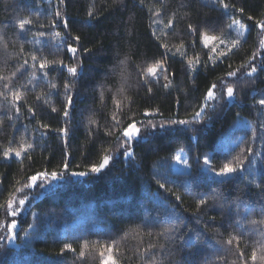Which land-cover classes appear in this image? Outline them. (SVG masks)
I'll list each match as a JSON object with an SVG mask.
<instances>
[{
    "label": "trees",
    "instance_id": "1",
    "mask_svg": "<svg viewBox=\"0 0 264 264\" xmlns=\"http://www.w3.org/2000/svg\"><path fill=\"white\" fill-rule=\"evenodd\" d=\"M225 2L235 9L243 8V13L230 11L225 15L218 4L204 0H65L63 4L60 0H0V91H4L5 83L14 82L10 91L20 90L23 100L18 103L25 104L17 120L15 109L0 96V156L9 146L13 132L16 137L22 133L32 134L34 129L44 133L43 136L39 134L34 150L25 156L0 161V205L6 204L9 196L27 183L28 176L39 171H62L66 154L70 161L69 172L87 171L91 164H98L105 149L112 155L117 149V138L133 114L137 121L161 123L186 119L190 122L187 126L174 125L175 130H157L145 140L134 139L130 144L133 148L131 157H125L121 151L101 173L64 177L34 198L17 228V235L28 230V238L24 242L16 238L17 247L4 242L5 246H0V264H98V259L87 256L81 262L78 254L82 245H89L84 249L89 253L92 252L90 245L93 248L112 240L120 249L121 264H147L152 259L169 264L190 252L189 258L203 264V258L209 252L194 247H173L168 244L169 237L162 235L165 228L178 223L169 212L172 206L186 224V227L181 225V235L194 238L199 232L216 245L227 240L230 234L243 233L240 250L246 249V255L251 254L264 232V225L247 223L264 219V213L260 211L264 206V106L257 103L264 99V71L258 67L256 73L248 76L245 67L235 77L227 78L226 73L240 69L249 57L257 65L264 59V49L251 53L258 31L257 21L264 22V0ZM57 11L67 19L69 27L65 29L61 20L58 27L41 29L39 25L47 26ZM89 12L94 15L89 17ZM22 18L32 19L34 24L21 30L19 19ZM169 19L173 20L171 27H167ZM234 19L248 27L247 39L217 63L207 62L209 50L202 51L199 35L188 34L187 25L206 24L208 29H215L209 30V35L221 37ZM159 21L161 29L155 28L157 32L154 25L156 27ZM37 31H44L45 35L36 36ZM57 32L61 36H55ZM75 35L81 37L79 42L70 39ZM64 36L69 39L58 48L57 44ZM181 40L188 44L195 42L194 48H187L188 57L200 53L207 66L201 64L198 71L189 70L184 57L179 53L173 56ZM68 43L78 48L76 60L67 52ZM164 44L172 50L167 57L161 47ZM21 47L25 50L23 54ZM85 48L92 51L85 52ZM33 52L38 56L35 62L31 59ZM126 56L130 75L126 95L135 102L131 103L129 111V102L123 101V122L114 128L111 121L115 112L113 95L120 80L118 72L112 70ZM161 58L167 60L171 86L166 89L163 86L166 81L161 76L152 85L153 93L149 94L137 84V65ZM40 59L63 60L69 66L82 62L81 97L72 110V131L67 146L55 129L66 125L62 118L63 85L66 78L71 82V77L59 64H50L49 68L41 70ZM25 60L27 65L21 68ZM221 81L228 84L221 85ZM50 83L58 84V93L48 95ZM213 83L217 84V92L221 86L226 88L231 84L235 88V98L229 100L225 94L223 100L208 101L204 115L194 120L193 114L200 110L204 94ZM101 84L104 85L103 100ZM29 105L34 107L35 116L28 114ZM53 107L59 111L53 112ZM145 108L158 111L145 117ZM92 110L93 119L99 125L98 135L89 134V127L96 128L95 124L88 125ZM238 117L249 120L251 126L248 129L235 127ZM42 124H48L49 128L43 129ZM140 127L141 135H144L143 126ZM109 129L111 134L106 135ZM249 147L260 155L248 153ZM178 150H183L187 156L188 172L173 171ZM204 156L210 157L217 170L224 163H235L239 159L244 160V165L234 174L235 178L220 183L219 178L204 170ZM160 184L165 187L160 188ZM213 190L221 199H211ZM201 193L209 196V204L213 207L200 213L198 219L195 211L197 201L203 198ZM176 195L181 199L177 200ZM6 217L0 207V222ZM32 222L35 224L30 227ZM31 230L35 233L30 237ZM65 243H71L76 249L75 256L70 252H59ZM235 244L233 241L232 246L224 247L234 249ZM165 249L174 255H168ZM215 254L224 256L227 264H241L231 252Z\"/></svg>",
    "mask_w": 264,
    "mask_h": 264
},
{
    "label": "snow or ice",
    "instance_id": "2",
    "mask_svg": "<svg viewBox=\"0 0 264 264\" xmlns=\"http://www.w3.org/2000/svg\"><path fill=\"white\" fill-rule=\"evenodd\" d=\"M61 4L65 2V0H60ZM216 3L224 10V14L228 15L230 11L232 12H238V13H243L244 9L243 8H238L235 9L230 4L226 3L225 0H215ZM94 15L93 12H89V17H92ZM249 20L252 19L251 16L248 17ZM61 20H63V27L67 29L69 27L68 21L66 18L62 17V14L60 11H57L54 15V17L49 21L48 25L40 24L39 27L41 29L48 27V28H55L60 25ZM155 23V22H154ZM34 21L32 19L28 18H22L19 19V28L21 30L25 29L26 25H33ZM173 26V20L169 19L167 22V27ZM228 29H236V39H231L228 42H225V40H221L220 37L216 35H209L208 31L212 30L214 31L215 29H208V26L201 25V24H194V23H189L187 25V32L190 35H199L200 37V43L202 44V51L203 49H208V57H207V62H211L212 64L217 63L219 60L227 57L230 55V53L238 48L241 44V38L245 37V25L241 22L239 19H234L227 25ZM257 28L260 29L261 33H264V22L257 21ZM203 29V30H202ZM36 36H44L45 32L44 31H37L35 33ZM155 35V32L153 33ZM55 36H61V33L57 32L55 33ZM69 39V37L64 36L62 37L61 41L57 44L58 48H62L64 45V42ZM71 40L79 42L81 40V37L79 35L71 36ZM219 40V46H214L215 42ZM259 45L261 49H264V35H261L259 38ZM195 46V42H192L191 44L186 43L185 41L181 40L179 45L177 46L175 52L173 53V56H175L177 53H179L182 57L186 59V67L189 70H195L198 71V66L201 64H204L207 66V62H205L200 53H194L192 57H188L187 54V48L188 47H193ZM223 46L224 48L227 49V51H220L219 47ZM165 49L164 56L167 57V54L172 51L168 45L164 44L161 45ZM184 49V51H181ZM24 48L21 47L20 52L21 54L24 53ZM85 52H91V49L85 48ZM67 52L71 54V57L73 60H76L78 57V48L74 46L72 43L67 44ZM255 55V54H254ZM31 59L32 61H37L38 56L35 52L31 54ZM253 58L249 57V60L246 61L244 64L240 66V69H237L236 71H229L226 73V78L227 77H235L237 75L238 71H241L245 67L248 68V72L246 75L251 76L253 73H256L258 70V67L260 68L261 71H264V59H262L259 62V65L253 64L252 63ZM128 57L126 56L124 59H121L118 61V64L113 68V72H118L119 74V80H120V86L115 90V93L113 95V104L115 108V112L111 115V121H112V127H119L124 118V103L123 101H128L129 102V111H131L130 105L131 103H134L135 101L126 95V92L129 88V79L130 75L127 72V65H128ZM167 60L165 58L161 59H154L152 63H148L147 60L143 61L141 64L137 65V84L140 88H145L147 93L151 94L153 93V83L158 82V80L163 77V79L166 81V83L163 85L166 89L170 88V81H169V73L167 72V67H166ZM51 65H57L59 64L61 68H66L68 74L71 77V82L68 81L66 78L65 83L63 85L64 88V93H63V111H62V118L65 119L66 125L59 127L58 129H55L57 132L58 136L61 137L64 140L65 145L67 146L68 143V138L70 136V133L72 131V124H71V119H72V110L73 107L77 101L78 98L81 97V93L79 91V81L82 76V62H76L71 64L70 66L65 64L63 60H53L51 62L47 61L46 59H40L39 62V67L41 70L49 68ZM25 65H27V60L24 61V64L21 65V68H23ZM47 75V73H45ZM13 76H16V73H13ZM32 76L35 77V73H32ZM5 79H10V78H5ZM12 84L14 82L10 83H5L3 85L4 91H0V96L4 97V100L7 102L8 106L10 108L15 109V118L19 120V116L21 114V109L25 107L24 103H18L23 100V93L20 90H12L10 91V88L12 87ZM221 85H223V81H221ZM101 88V93L100 97L101 100H103L104 97V85H100ZM49 93L48 95H52L53 93H58L59 91V86L57 83H50L49 85ZM217 89V84L213 83L206 91L203 97V103L200 105V110L196 111L193 114V119L194 120H199L203 115L206 107L208 106L207 102L208 101H213V100H223L226 94V97L229 100H232L235 98V88L229 84L226 88L221 86L219 92L216 91ZM10 91V99H9V93ZM117 97H122L123 100L118 99ZM40 97H37V101H39ZM259 105L264 106V99H260L257 101ZM53 112H58L59 110L55 107L52 108ZM158 110L154 111H149L148 108L144 109V115L145 117L152 116L154 115ZM27 112L30 116H35L36 111L34 110V107L29 105L27 106ZM94 115V110L89 115L88 118V125H96L95 129H92L89 127V134H99V125L97 121L93 119ZM135 114H133V118H131V121L127 123L126 127H123L121 135L117 138V149L113 152L112 155L107 154L108 149H105V154L101 156V160L98 164L93 163L91 164L87 171H72L69 172V164L70 161L67 158V154L65 155V162L63 163V170L60 172L57 171H39L36 172L34 175L28 176L27 183L23 185V188H17L16 192L11 194V198H9L6 201V204L0 205L4 209V212L7 216L9 217H16L19 213H21L22 208L25 206L26 200L29 199L27 195H25L23 198L17 200L16 193L22 192L24 189L31 190L35 186L40 187L41 189L45 188L47 182L49 180H57L61 179L64 177H84L88 175V173H101L103 169L106 168V166L109 165L110 161H112L116 156L120 154V152H123V155L125 157H131L133 155V148L130 146V144L134 141H140V140H145L147 139V136L149 135H155L156 131L159 130L161 132L171 129L175 130L173 128L174 125H184L187 126L189 125V121L186 119H179V120H168L165 122L157 123L154 120H141L137 121L134 118ZM119 117V118H118ZM139 125L143 126L144 129V135H141V127H138ZM43 129H48L49 125L48 124H42L40 125ZM264 127V125H262ZM19 129L17 128V131ZM26 131V129H25ZM34 133L38 131V129L33 130ZM111 134V129L106 133V135ZM41 136L44 135V133L40 134ZM9 145H12L14 143L17 144L16 147H7L6 149L3 150L2 152V157L4 159H8L10 156H15V157H22V155L28 153L30 150H34V144H35V139L31 143H26L24 139H22L20 142L17 143L16 141V136L15 132L12 133L11 137L8 140ZM248 153L253 154V155H260V153H255L254 150L249 147L246 150ZM176 161L178 163H182L187 165L188 160L187 159H182L180 155H177L175 157ZM204 170L208 172L210 175H213L214 177L219 178L220 183H223L225 180L229 179L230 177L235 178L234 174L238 173V171L243 167L244 165V160L239 159L235 163H224L222 167H220L218 170L212 166L211 164V159L209 156H204ZM249 163H252L251 160H249ZM190 175V174H189ZM247 179V177H245ZM255 183V181H253ZM160 188H164V184L159 185ZM264 191V189H262ZM200 195L203 196V198L199 199L197 201V207L195 214L197 215V218L199 219L200 213L206 212L210 208L213 207L212 204H209V196L207 194L201 193ZM176 199L180 200L181 197L179 195H176ZM211 199L213 201H216L218 199H221V196L218 192L213 190L212 192V197ZM239 199V197H237ZM260 211L264 213V206L261 207ZM169 212L171 214V217L178 221V223L172 224L170 227H167L163 230L162 235L169 237L168 244L172 245L173 247L179 246L181 249L185 247H194L198 249V251H207L210 254L205 256L203 258V264H227L226 259L224 256H219L216 255L215 253L219 251H226V252H231L233 255L236 256L237 261L241 262V264H264V232H261L260 236L258 237L259 243H257L256 247H253L251 254L246 255V249L245 250H240L239 244L241 241V237L243 233L240 235H232L230 234L229 238L227 240H222L217 242L216 245H213L209 242L207 236H203L201 233L196 232L194 238L191 236H184L181 235L183 232V225L186 227V224L184 220L180 219L179 214L176 211L175 206H172L169 208ZM165 223H168V221H165ZM237 224L240 223L239 220L236 221ZM248 224L251 225H264V219L260 220H250L247 221ZM17 220L12 219L10 223L6 225L7 228V236L6 238L4 236H0V246L3 245L5 239L7 240L8 243H11L15 240V234L14 230L17 228ZM151 234V233H149ZM180 242L179 244L177 242ZM233 241L236 242L235 248L233 249L232 247H227L225 248L224 246H232ZM89 245L87 243L83 244L81 247V250L78 254V258L83 262V260L87 257H90L93 260L98 259V264H121V260L118 258V254H120V249L117 246V243L115 240H112V242L109 243H103L99 245V251L96 252L95 250L92 252H89L86 254L84 249L88 248ZM149 247H153L152 245H149ZM161 248H164V245H161ZM166 253L168 255H174V253L169 250L165 249ZM59 252L61 254L65 252H70L73 253V255H76V249L73 248L71 243H65L63 247L59 249ZM191 252L188 254V256H182L180 260H174V261H169V264H197L196 260L189 258L191 256ZM147 264H160V262L156 259H152L151 261H148ZM233 264H236V262H233Z\"/></svg>",
    "mask_w": 264,
    "mask_h": 264
},
{
    "label": "rangeland",
    "instance_id": "3",
    "mask_svg": "<svg viewBox=\"0 0 264 264\" xmlns=\"http://www.w3.org/2000/svg\"><path fill=\"white\" fill-rule=\"evenodd\" d=\"M204 1L209 2V3L218 4V3L215 2V0H204ZM154 21H155V20H154ZM244 25H245V28H244V31H245V37H244V38H241V41L246 40L247 37H248V35H247V34H248V27L246 26V24H244ZM155 28H160V29H161L160 21H159V23L157 24L156 27H155V25H154V30L158 32V29L156 30ZM261 35H264V33H261V32H260V29L258 28L257 34H256L255 37H254V42H253L254 45H253V48H252V51H251L252 54H253V53H256L257 50H259V48H260V45H259V38H260ZM218 37H220V36H218ZM236 38H237V35H236V29H235V28H233V29H228V28H226V29L222 32L221 37H220V39H221V40H225V42H228V41H230L231 39H236ZM219 43H220L219 40H217V41L215 42V45H214V46H219ZM219 50H220V51H227V49L224 48L223 46H220V47H219ZM254 63L257 65L256 62H254ZM223 84H228V83L225 82V81H223ZM236 126L239 127V128H246V129H248V128L251 126V123L249 122V120H247V119H245V118L238 117L237 121L235 122V127H236ZM138 127H140L139 124H138ZM232 129H233V127L230 128V130H232ZM39 132H40V131H36V132L34 133V131L32 130V131H31L32 134H27V135H26V133H22L21 136L16 137V141H17V143H18V142H20L22 139H24V141H25L26 143H31V142L33 141V139H35V144H34V147H35V145H36V143H37V141H38V136H39V134H40ZM9 146H11V147H16L17 144L14 143V144L9 145ZM9 146H8V147H9ZM26 154H27V153H26ZM26 154H24V156H25ZM177 155H180V156L182 157V159H187V156H186V154H185V152H184L183 150H178V151L176 152V154H175V157H176ZM22 156H23V155H22ZM175 157H174V161H173V171H174V172H188V171H189V168H190V167H189V164L185 165V164H182V163H178V162L176 161ZM11 158H20V157H15V156L13 155V156H10L8 159H11ZM3 159H4V158H3L2 155H1V156H0V161H2ZM77 172H78V171H77ZM79 172H80V171H79ZM76 177H79V176H76ZM61 179H62V178H61ZM61 179H57V180H49V181L47 182L45 188H43V189H41V188L38 187V186H35V187H34L33 189H31V190L24 189L22 192H20V193H16L17 200L23 198L25 195H27V196L29 197V199L26 200L24 208H22L21 213H19L16 217H9V216H7L3 221L0 222V236H4V237L6 238V236H7V230H6L7 228H6V225H7L8 223H10L12 219H16V220H17V225H19L20 220H21V219L25 216V214H26V211H27V209H28L29 203H30L34 198H37L39 195L43 194L44 191L50 189L52 186H55L58 182L61 181ZM63 180H64V179H63ZM18 188H21V187H18ZM22 188H23V187H22ZM15 192H16V191H15ZM15 192H14V193H15ZM9 198H11V195L9 196ZM9 198H8V199H9ZM8 199H7V200H8ZM34 224H35V223L32 222L31 225H30V227H32ZM17 228H18V226H17ZM17 228L14 230L15 237L18 238L19 241L22 240V242H24V241L28 238V234H26V233L28 232V230L25 231L22 235H17V231H18ZM34 233H35V232L31 230L30 233H29V236H30V237L33 236ZM24 234H25V235H24ZM16 238H15V240H14L13 242H11V243H8L6 239H5L4 242L6 243V245L13 246V247H17L18 244L16 243ZM3 246H5V245H3ZM88 250H89V249H88ZM90 250H91V251H94V250H95V251H99V245H98V246H94L93 248H92V246L90 245ZM87 253H88V252L86 251V254H87Z\"/></svg>",
    "mask_w": 264,
    "mask_h": 264
}]
</instances>
